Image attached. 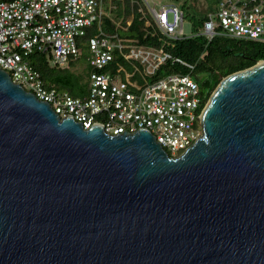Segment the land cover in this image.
<instances>
[{"label":"water","instance_id":"water-1","mask_svg":"<svg viewBox=\"0 0 264 264\" xmlns=\"http://www.w3.org/2000/svg\"><path fill=\"white\" fill-rule=\"evenodd\" d=\"M171 156L110 134L0 66V264H264V59L218 84Z\"/></svg>","mask_w":264,"mask_h":264},{"label":"built area","instance_id":"built-area-1","mask_svg":"<svg viewBox=\"0 0 264 264\" xmlns=\"http://www.w3.org/2000/svg\"><path fill=\"white\" fill-rule=\"evenodd\" d=\"M148 4L154 22L151 36L158 44L139 45L127 53L126 39L118 30L104 29L101 0H0V66L60 117L73 115L85 128L103 124L110 134L144 127L171 156H178L203 133L205 101L199 83L191 72L166 73L155 80L148 76L169 59L189 71L194 69L168 49L182 38L202 34L210 41L222 34L264 39V0H220L201 32L193 35L185 33L186 15L179 5ZM89 29L94 33L87 37ZM82 46L91 67L86 98L49 84L30 59L34 52L45 53L53 65L62 66L80 58ZM119 55L134 71L127 70ZM132 57L139 60L142 70Z\"/></svg>","mask_w":264,"mask_h":264},{"label":"trees","instance_id":"trees-1","mask_svg":"<svg viewBox=\"0 0 264 264\" xmlns=\"http://www.w3.org/2000/svg\"><path fill=\"white\" fill-rule=\"evenodd\" d=\"M174 1L180 2L181 0ZM209 1L210 7L205 12H196L192 10L190 0H183L182 3H180L181 5H179L185 11L186 16L193 15L198 19L199 27L202 29L205 21L208 19L209 13L216 10L220 0ZM213 5L215 6L213 7ZM104 29L110 33L116 31L114 25L107 18L104 21ZM93 33L94 29H89L87 37H90ZM131 35H136V33L134 31H129L124 34V36ZM140 42L150 45L158 44L157 39L151 35L145 38L141 35ZM82 49V56L76 60L71 59V64L81 62L82 60L86 61L87 52L84 46H82ZM168 49L175 56L181 57L186 62L194 65V69L189 71V68L186 66L169 59L159 67L154 75L148 76L149 79L155 80L171 72H191L192 76L199 83L205 104L210 98L213 90H215L224 77L235 71L250 67L260 59H264V39H240L222 34L215 35L210 41L202 34L182 38L176 40L174 47H169ZM127 51H129V48L124 47V52ZM30 59L45 81L58 89L67 90L73 96L77 97L72 93L71 88L76 83H80V77H77L67 68L63 69L58 65H53L51 57L44 53L34 52L31 54ZM118 60L124 63L125 66H129V63L126 62L123 57H120V55L118 56ZM90 71L91 67L89 66L87 74H89ZM83 83L88 86V79L87 81H83ZM87 96L88 95L84 98Z\"/></svg>","mask_w":264,"mask_h":264},{"label":"rangeland","instance_id":"rangeland-1","mask_svg":"<svg viewBox=\"0 0 264 264\" xmlns=\"http://www.w3.org/2000/svg\"><path fill=\"white\" fill-rule=\"evenodd\" d=\"M182 1L183 0H181L180 2H176L174 0H148V2L154 6L163 4L179 5L180 3H182ZM148 2L147 0H101V8L105 20L106 18L109 19L114 25L116 31L118 30L117 32L118 34H120V37L126 39L125 43L129 48V51H127V53H130L132 49L137 50L139 48V45H144V43L140 42L141 35L143 36V38H145L154 32L153 17L149 12ZM190 5H192V10L196 12H205L210 7V1L190 0ZM214 6L215 5H213V7ZM184 29L186 35L200 33L202 30L199 27L198 19L193 15L186 16ZM129 31H134L136 35L124 36V34ZM131 61L139 64L142 70V64L138 59L132 57ZM60 67L63 69L67 68L77 77H80V83H76L72 86V93L79 98H84L86 95H88V86L83 83V81H87L88 79L87 71L89 65L87 63V60H82L81 62H77L75 64H71L70 61H68L66 64ZM126 68L128 71H134L131 63H129V66H126Z\"/></svg>","mask_w":264,"mask_h":264}]
</instances>
